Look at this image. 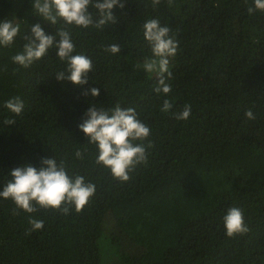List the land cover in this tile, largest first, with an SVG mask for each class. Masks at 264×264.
I'll return each mask as SVG.
<instances>
[{
	"label": "trees",
	"instance_id": "trees-1",
	"mask_svg": "<svg viewBox=\"0 0 264 264\" xmlns=\"http://www.w3.org/2000/svg\"><path fill=\"white\" fill-rule=\"evenodd\" d=\"M32 2L0 0V22L20 25L14 42L0 45V190L12 169H39L55 158L96 191L80 213L84 244L64 227L61 241L50 233L51 210L27 213L0 197V264H264V11L249 13L254 0H161L155 7L121 0L114 23L83 29L51 24ZM150 19L178 41L168 94L155 91L158 74L143 68L152 56L143 32ZM37 23L48 35L70 31L73 54L92 60L87 84L57 79L66 62L55 47L27 68L13 62ZM112 44L121 51H106ZM16 96L25 105L19 115L4 107ZM165 99L168 112L161 111ZM116 104L135 108L141 122L152 117L150 136L135 142L145 145L147 163L124 182L96 163L98 149L79 128L93 105ZM185 105L189 118L176 119ZM249 109L254 120L245 116ZM6 118L16 123L4 125ZM231 207L243 211L249 231L230 238L224 216ZM31 219L43 228L33 230Z\"/></svg>",
	"mask_w": 264,
	"mask_h": 264
},
{
	"label": "clouds",
	"instance_id": "clouds-1",
	"mask_svg": "<svg viewBox=\"0 0 264 264\" xmlns=\"http://www.w3.org/2000/svg\"><path fill=\"white\" fill-rule=\"evenodd\" d=\"M161 0H152L153 7L158 6ZM171 3V0H169ZM255 7L248 9L253 13L256 9L264 11V0H254ZM125 6L121 0H33L32 8L35 14L55 25L63 21L65 25H75L83 29L90 26L103 28L115 22L113 9ZM90 7L98 13L94 18ZM32 37L27 38L23 52L12 57L15 64L24 68L35 61L42 59L50 48L57 49L61 61L66 62V69L57 72V79H67L75 84H87V74L92 70V60L83 54H73L75 45L70 31L61 28L55 35L45 33L43 27L37 23L31 28ZM144 38L151 46L152 56L144 60L143 68L148 73H157L159 86L157 93L168 94L170 85L166 82L172 76L169 71V58L174 57L178 50V41L169 35L170 29L161 26L157 19H150L143 25ZM20 33V25L11 20L0 22V45L9 46ZM57 37H59L57 39ZM106 51L116 54L121 51L119 44L106 46ZM167 73V76H165ZM91 94L99 96V88H92ZM4 107L14 114H21L24 110V101L13 97L5 101ZM173 105L169 100L163 101L161 111L168 112ZM191 113V106L185 105L182 113L175 114L176 119L186 120ZM248 119L256 117L251 109L245 112ZM86 119L79 125L89 142L96 145L98 154L96 163L103 166L116 179L121 182L129 180L130 171L141 163H147L148 153L142 143L150 136V128L138 119L135 108H123L116 104L111 108H97L93 105L86 112ZM4 125L15 124L14 119L6 118ZM181 137V140H185ZM151 147V144L148 145ZM81 157L80 151L76 152ZM42 167L37 169L31 164L12 169L9 173L11 179L0 190V197L11 199L17 208L27 213L37 209H46L54 212V220L50 233L61 241L63 233L60 228H67L73 233V241L80 239L84 244L87 238V222L83 223L81 212L88 206L90 198L95 194L94 183H86L80 175L70 176L63 161L59 164L55 158H44ZM245 215L238 207H231L224 216L226 235L235 237L246 234L249 229L245 223ZM33 230H40L44 224L42 220L31 219ZM67 243V252L71 248ZM40 253V252H39ZM66 254V253H65Z\"/></svg>",
	"mask_w": 264,
	"mask_h": 264
},
{
	"label": "rangeland",
	"instance_id": "rangeland-1",
	"mask_svg": "<svg viewBox=\"0 0 264 264\" xmlns=\"http://www.w3.org/2000/svg\"><path fill=\"white\" fill-rule=\"evenodd\" d=\"M145 119L146 120H144L143 118H142V122L146 125V126H148L149 128L152 126V117H149V118H146L145 117Z\"/></svg>",
	"mask_w": 264,
	"mask_h": 264
}]
</instances>
